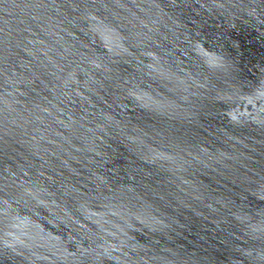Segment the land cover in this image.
Returning a JSON list of instances; mask_svg holds the SVG:
<instances>
[{
  "label": "water",
  "instance_id": "95a60500",
  "mask_svg": "<svg viewBox=\"0 0 264 264\" xmlns=\"http://www.w3.org/2000/svg\"><path fill=\"white\" fill-rule=\"evenodd\" d=\"M0 264H264V0H0Z\"/></svg>",
  "mask_w": 264,
  "mask_h": 264
}]
</instances>
